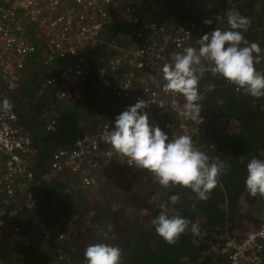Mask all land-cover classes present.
Listing matches in <instances>:
<instances>
[{
  "label": "built area",
  "instance_id": "obj_1",
  "mask_svg": "<svg viewBox=\"0 0 264 264\" xmlns=\"http://www.w3.org/2000/svg\"><path fill=\"white\" fill-rule=\"evenodd\" d=\"M140 1L0 0V97L14 96L33 55H40L42 66L56 68L43 89L50 88L53 99L61 104L76 103L83 97L87 83H93L90 93L96 100V130L83 133L72 145L57 147L50 163L51 172L57 177L68 171L77 176L83 188L99 184L94 172L110 162L101 159L107 144L102 137L114 126L116 116L139 99L156 101L145 110L150 114V122L169 136L189 135L194 146L209 157L216 148V133L205 119L199 124L180 115L184 98L165 91L166 81L160 71L173 54L189 46L198 48V39L209 28L192 18L159 21L157 11L149 10ZM198 4L204 13L211 10V0H198ZM107 27H124L121 31L133 44L102 40ZM259 39L264 46V36ZM99 42L107 46L108 54L92 73L85 65V52ZM261 62L256 65L257 70ZM48 116L45 127L51 132L56 129L57 115ZM38 154L31 132L22 126L18 113L13 109L0 111L2 244L9 246L22 234L18 226L21 209L37 204L39 195L34 187ZM114 157L127 166L131 175L137 176L139 169L129 166L126 157ZM143 180L149 185L152 182L150 177L144 176ZM257 216H262L258 227L249 222L246 232L228 236L225 242L213 246L220 256L228 257V264H264V211ZM64 237L63 232L52 230L44 236L49 244ZM60 259L65 257L61 255Z\"/></svg>",
  "mask_w": 264,
  "mask_h": 264
},
{
  "label": "trees",
  "instance_id": "obj_2",
  "mask_svg": "<svg viewBox=\"0 0 264 264\" xmlns=\"http://www.w3.org/2000/svg\"><path fill=\"white\" fill-rule=\"evenodd\" d=\"M236 1L242 0H235L231 5L239 8L241 3L236 4ZM229 2L230 0H211V10L203 14L206 16L213 14V18L210 19L216 21L215 14L220 18L226 16L229 9V7L226 8V4ZM140 3L151 11H157L158 20L162 22L169 21L171 18L177 21L193 18L197 9L199 7L202 9L198 0H141ZM241 9H248L252 13V16L246 15L251 19V27H255L256 30L264 33V10L262 8L257 9L254 3L245 2ZM206 27L209 26L206 24ZM123 28L107 27L102 33V40H104L103 37L107 36L109 42L127 45L128 42L118 38L124 35L121 31ZM102 46L107 49L104 43L99 42L89 46L85 52V65L92 73L95 71L96 61V56L93 53ZM56 71L54 66H43L36 70L26 67L19 88L12 98H8L13 105L12 109L21 117L22 126L28 128L30 132L32 131L34 145L39 150L35 185L41 189V192L39 191V198L34 209L22 211L23 218L20 223L24 228L23 234L30 238V243H18L16 246L0 243V260L5 264H47L50 260L43 259V255L50 256L51 253L52 256L49 259L53 258L54 264H58L56 263L57 256L61 254H65L66 261L59 264H86L84 257L86 248L82 251L81 248L71 250L67 247L69 246L68 240L77 244L87 239L88 235L83 230L72 232L73 226L79 224L88 229L98 228L101 231H99L101 239H104L101 242L121 248L123 264H228V258L224 255L220 256L209 252L212 246L222 243L228 234H233L236 226L243 225L242 222L245 219L255 225L262 222V216L244 214L242 204H249V211L250 209L255 210L254 204L256 202L264 204V197L249 195L244 183L247 175V164L250 159L254 156L264 159V110L262 109L264 97L256 98L244 94L243 91L237 92L235 85L224 78L214 76L210 71L205 73L198 84L199 91L203 95V99L199 103L203 109L202 116L204 119L214 127L215 124L216 126L224 124L219 121L222 118L225 122L227 121V124L235 125L232 120L239 122L238 126L235 125L237 131L232 134L215 131L216 148L210 154V160L217 163L223 162L228 167L220 176L218 186L206 201L196 200L195 194L190 188L170 184L166 187V196L152 202L154 205L149 207L146 214V226L142 227L136 223H130L131 220L126 217L135 212L133 207H127V204H123V202L118 203V199L116 204H106L112 202L114 196L111 198L106 195V203H95L88 210L81 211V214L72 213L70 210L72 208V195L67 196L65 193L60 196V189L64 184L56 180L58 177L55 174H50V176L48 174L53 150L60 145H72L83 135L85 128L81 123L84 121L83 117L88 116L84 109L95 106L96 100L95 96L90 93L93 83L88 82L80 100L56 113L58 122L54 131L45 130V124L39 128L33 122L32 115L41 104L30 110L27 107L28 103L21 102V99L27 100L30 96L25 90L26 86L29 85L31 89H34L40 81H46ZM209 85H215L214 90L209 91ZM30 126L32 128H29ZM119 163V167H122V169L117 170L119 176L109 174L108 172H112V170L108 169L107 177L104 176L105 178L103 177V181H101L100 188H104L105 192L126 188L125 183H123V176L129 180L136 178L140 183H144V176L149 178L152 175L145 169H139L137 176L131 175L127 166L124 163ZM120 179H122L121 182ZM172 194H178L180 197L179 202L175 205L168 202ZM40 198L43 200L41 201ZM87 200L90 199H82L83 202L86 201L85 203ZM161 204H167V211L170 216L179 214L188 218L192 223H198L200 234L193 235L190 231H186L175 244L167 243L156 233L150 223L151 219L161 211ZM262 211L264 210L261 209L258 213L260 214ZM117 219L123 221L125 227L114 232L115 226L118 228ZM45 220L48 223L56 224L57 227H50L53 232L58 229L66 231L65 238L52 244L45 243L43 236L48 228V223L46 224ZM104 234L106 235L103 236ZM223 234L227 236L221 237ZM41 245L45 248L51 246L52 251L45 250L44 253L33 255L28 259L30 262H27L25 257L28 258L30 252Z\"/></svg>",
  "mask_w": 264,
  "mask_h": 264
},
{
  "label": "clouds",
  "instance_id": "obj_3",
  "mask_svg": "<svg viewBox=\"0 0 264 264\" xmlns=\"http://www.w3.org/2000/svg\"><path fill=\"white\" fill-rule=\"evenodd\" d=\"M226 17L229 25L227 30L217 27L205 33L197 41L198 48H184L173 54L172 60L160 68L166 81L165 91L174 95L180 94L184 98L180 115L199 124L203 123L204 117L199 103L203 95L198 84L206 72L210 71L212 75L222 77L235 85L237 92L243 91L244 94L256 98L264 97V73L255 66L262 58L261 46L256 42H249L243 36V32L251 27V19L234 7L227 11ZM204 22L209 25L213 23L211 19ZM122 37L129 42L125 46L133 44L132 40L124 35ZM43 84L41 91L44 90ZM214 88L215 85L208 86L209 91ZM155 102L139 99L116 116L114 126L102 137L107 143L106 146L111 145L108 155L126 157L129 166L149 171L164 187L170 184L187 187L195 194L196 200H208L228 166L223 162L210 160L205 152L194 146L189 135L169 136L159 125L152 124L150 114L145 109ZM12 108L13 105L7 97H0V111L7 112ZM244 183L249 195L264 197V159L255 156L250 159ZM179 199L178 194H172L168 202L175 205ZM160 208L161 211L150 223L167 243L175 244L186 231L193 235L200 234L198 223H192L179 214L170 216L167 204H161ZM24 209L34 208L23 207L20 212L21 219ZM144 213L147 214V210ZM48 230H51L50 227L45 230L44 236ZM57 232L58 230L55 233ZM44 236L43 240L47 243ZM213 246L209 252L218 254ZM84 257L86 264H123L122 249L109 243L89 245Z\"/></svg>",
  "mask_w": 264,
  "mask_h": 264
},
{
  "label": "rangeland",
  "instance_id": "obj_4",
  "mask_svg": "<svg viewBox=\"0 0 264 264\" xmlns=\"http://www.w3.org/2000/svg\"><path fill=\"white\" fill-rule=\"evenodd\" d=\"M237 4H238V2H237ZM235 6H237V5H235ZM237 7H235V8H237ZM203 13H204L203 10L199 7V9H197V11L194 13L193 19L197 20L198 22H200L201 24H203L206 27V23L204 21L206 19H210V18L212 19L213 14L206 16V14H203ZM251 14L252 13H249L250 16H251ZM207 25L209 26L208 27L209 31L207 33L213 31L217 27H219L223 30H227L229 28L226 16L221 17L219 19V21L218 20L213 21V23L211 25H209V24H207ZM253 28L256 29L255 27H253ZM258 32L261 33L260 30H258ZM244 34L249 35L245 31L243 32V35ZM255 34H257V32ZM249 36H254V35H249ZM103 38H104V41H107L109 39V37H107V36L103 37ZM118 38L125 41L121 36H119ZM126 42H128V41H126ZM261 49L264 52L263 44H261ZM93 54L96 56V61H95V65H94V67L96 69L99 64H102L105 62V59L107 57L108 52H107V49L102 46V48L99 47L97 49V51H95ZM261 61L262 62H261V66L259 68V71L264 73V53H263V56L261 58ZM43 81H40L37 84V87L34 89H31L29 85L26 86L25 90L27 93L30 94V96L27 98V100L21 99V102L28 103L27 107L30 110H32L31 108H33L34 106H39V104H41L39 109L36 110V112L34 114H33V111H31L33 114L32 115L33 118L36 117V124L39 128L45 124V121L47 120L48 115H50L51 113H57L60 110H62L64 107L68 106L65 104H61L58 101H56L55 99H53L51 92H50V90H51L50 88L44 89L41 92ZM20 98H21V95H20ZM93 106H89L87 109L91 110V108ZM94 110H95V108H94ZM219 121H221V123L223 122L224 124H218L217 126L215 124V127L210 125L214 131H220V132L224 131L226 133H231V134L237 131L236 126L239 125L238 121L232 120L236 126L233 124H227V121L225 122L223 120V118L220 119ZM83 123H84V128H85L83 133L86 134V133L93 132V130L95 128L93 123H89V120H84ZM110 148H111L110 146H106V145L103 146V152H101V159L103 160V162L106 159H109L108 161L116 159L114 157V155L113 156L108 155ZM52 149H53V147H52ZM109 163H111V162H105L103 164V169H101V171L98 170V171L94 172V174L98 175L99 184L97 186H95L94 188H91V189L82 188L79 185V181L77 180V176L72 175V173H69L67 171V172H64L63 174H61L57 178V180L60 181V183L64 184V186L60 189V196L62 194H65V193L67 196L72 195V197H71L72 208L70 210L72 211V213H75V214H81L80 213L81 211H83L84 209L88 210V208L93 207V204H95V203H98V204L99 203H103V204L106 203V199H105L106 195L108 197L114 196V198L111 197L113 199V201L107 202L106 204H114V203L116 204L117 199H118L119 200L118 203L123 202V204H127V207H133L132 209L135 212H132V214L127 215L126 217L129 220H131L130 223H136V224L144 227L145 218H146V214L144 213V210L149 211V207L154 205V204H152L153 201H155L156 199L160 200L162 197L166 196V191H167L166 187L160 185L157 181L155 182L156 183L155 184L154 183L155 179L152 175L150 176L151 180H152L150 186L149 185L146 186L147 184H145V182L140 183V181L129 180V179H126L125 177H123V183H125L126 188H122L119 191L111 190V191L105 192L104 188H100V185H101L100 177H102V174L107 177L106 172H108V171L106 169L108 168ZM121 181H122V179H120V182ZM140 187H142V188H140ZM161 187H163V188H161ZM75 196H77V199H75ZM83 198H87L90 200H87V203H85L86 201L85 202L82 201ZM124 199H125V201H123ZM249 207L250 206L247 203L242 204V211L244 212V214L246 213L248 216H250L249 213L251 214V216H257L259 214L258 212L261 209L264 210V204L260 203V202H256L254 204L255 210L250 209V211H249ZM65 218H67L66 215H65ZM244 222H245V224H244ZM45 223L46 224L48 223L47 220H45ZM116 223L118 225V228H117V226H115L114 232H118V230L120 228L125 227V224L121 220H118ZM248 223H249V221L247 219H245L242 222L243 225H241L239 227L236 226L234 228L233 234H228V236H231L234 234L244 233L245 231L248 230V225H246ZM119 224H120V226H119ZM55 225L56 224L52 223V222L48 223V227H51V228H52V226H55ZM55 227H57V226H55ZM73 227L74 228H73L72 232L83 230L84 233H87L88 237H87V239H85V240H83L77 244H75V242H73L72 240H68L69 246H67V247L71 248V250L81 248L83 251L89 245L99 243V242H101V240H104V239H101V236L99 234L100 230L96 227L88 229L87 227H85L83 225H79V224H77L76 226H73ZM105 235L106 234H104L103 236H105ZM225 236H227V235L223 234L221 237H225ZM45 250L52 251V248H51V246L49 248H45L42 245L39 247H36L35 250L30 252V255L28 256V258L25 257V259L28 260L33 255L44 253ZM61 255L65 257V254H61ZM51 256H52L51 253H50V256H47V254L43 255V259H48V261L50 260L49 262H47V264H54V259L53 258L49 259V258H51ZM60 256H57L58 258H57L56 263H58V264L66 261V258L61 260ZM27 262H30V261L28 260Z\"/></svg>",
  "mask_w": 264,
  "mask_h": 264
},
{
  "label": "crops",
  "instance_id": "obj_5",
  "mask_svg": "<svg viewBox=\"0 0 264 264\" xmlns=\"http://www.w3.org/2000/svg\"><path fill=\"white\" fill-rule=\"evenodd\" d=\"M235 0H230V2L228 3V4H226V8H228L229 7V9H231V8H233L234 6H232L231 4H232V2H234ZM237 2L239 3H241V4H239V8L237 7L236 9H238L240 12H241V14L242 15H244V16H250L249 15V13H250V11L248 10V9H244V10H242L241 9V6H242V4L245 2V3H254V5H255V7L257 8V9H259V8H262L263 10H264V0H242V1H236V4H237ZM235 8V7H234ZM228 9V10H229ZM262 15V14H261ZM215 16L216 17H219V16H217L216 14H215ZM252 16V15H251ZM217 19V18H216ZM219 21V20H218ZM260 28V27H259ZM246 33H248L249 35H254V36H249V35H243L244 36V38L246 39V40H248L249 42H256V43H258L260 46H261V41H260V39H259V36L261 35V36H264V33H262L261 31V33H259L258 32V30H256V29H254L253 27H250L247 31H245ZM257 32V34H255ZM40 55H33V56H31V60H30V62H29V64H28V68H30V69H34V70H36L37 68H41V67H43L42 66V64H41V62H40ZM30 63H32L31 65H30ZM28 72H29V70H28ZM52 73V72H51ZM28 75V74H27ZM96 106V105H95ZM94 106L91 108V110H88L87 108H85L84 109V112H86L87 114H88V116H89V114H91L90 116H89V118H87V117H83V119L84 120H89V123H93L94 124V126H95V128H94V130L93 131H95L96 130V123H95V120H94V117H93V113H94ZM29 117V116H28ZM34 121V123H36V117L35 118H32ZM84 122V121H83ZM29 128H32L31 126L29 127ZM111 163H109V167L106 169V170H112V172H108L109 174H111V175H117V176H119V173H118V169H122V167H119V162L115 159V160H111L110 161ZM36 164H37V161H36ZM36 164H35V171L37 170L36 169ZM50 166H51V164H50ZM47 173V172H46ZM45 173V174H46ZM107 173V172H106ZM107 173V174H108ZM48 174H49V176H50V174H54L53 173V171L51 172V169L49 168V171H48ZM105 175H103L102 174V177H100V180H102V178L104 177ZM124 177V176H123ZM57 180V179H56ZM77 180H78V178H77ZM135 180H137L136 178H135ZM103 181V180H102ZM79 185L82 187V185L80 184V182H79ZM149 184H147L146 186H148ZM150 186V185H149ZM35 189H37L38 191H40L41 192V189L37 186V185H35V187H34ZM83 188V187H82ZM149 188V187H148ZM60 197V196H59ZM58 197V198H59ZM40 200L42 201L43 199L42 198H40ZM58 202H59V200H58ZM57 202V203H58ZM56 203V204H57ZM20 241H21V243H29V241H30V239H29V237L28 236H26V235H24V234H22L21 236H20Z\"/></svg>",
  "mask_w": 264,
  "mask_h": 264
},
{
  "label": "bare ground",
  "instance_id": "obj_6",
  "mask_svg": "<svg viewBox=\"0 0 264 264\" xmlns=\"http://www.w3.org/2000/svg\"><path fill=\"white\" fill-rule=\"evenodd\" d=\"M194 20V19H193ZM69 225V224H68ZM18 226L21 228V231H22V234H23V231H24V228L22 227V224L21 223H18ZM71 226V225H70ZM252 226H255V227H258V225H255V224H252ZM73 228V227H72ZM250 228V226H248V229ZM58 231H60V232H63L64 234H65V236H66V231H64V230H58ZM246 232V231H245ZM21 234V235H22ZM20 235V236H21ZM235 235V234H234ZM237 235H239V234H237ZM20 236H18L17 237V239H16V241L13 243V244H11L12 246H16L18 243H21V241H20ZM68 236V235H67ZM231 236H233V235H231ZM228 237V236H227ZM227 237L223 240V242H225V240L227 239ZM65 238V237H64ZM30 239V238H29ZM222 242V243H223ZM222 255H224V254H222ZM226 258H228L226 255H224ZM1 261V260H0ZM1 262H3V261H1ZM4 263V262H3Z\"/></svg>",
  "mask_w": 264,
  "mask_h": 264
},
{
  "label": "flooded vegetation",
  "instance_id": "obj_7",
  "mask_svg": "<svg viewBox=\"0 0 264 264\" xmlns=\"http://www.w3.org/2000/svg\"><path fill=\"white\" fill-rule=\"evenodd\" d=\"M29 243H30V241H29ZM23 244H26V243H23ZM28 244V243H27Z\"/></svg>",
  "mask_w": 264,
  "mask_h": 264
}]
</instances>
